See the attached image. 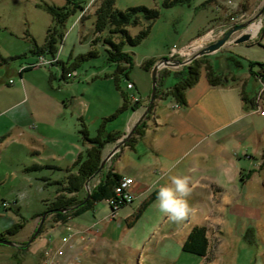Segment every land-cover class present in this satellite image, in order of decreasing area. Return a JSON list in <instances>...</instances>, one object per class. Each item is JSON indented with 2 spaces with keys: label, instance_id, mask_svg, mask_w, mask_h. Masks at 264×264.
I'll use <instances>...</instances> for the list:
<instances>
[{
  "label": "crops",
  "instance_id": "0c3cea01",
  "mask_svg": "<svg viewBox=\"0 0 264 264\" xmlns=\"http://www.w3.org/2000/svg\"><path fill=\"white\" fill-rule=\"evenodd\" d=\"M228 1L231 2V0H204L200 3L193 2L191 5H176L182 6L179 12L183 16L184 9L187 8L189 12L187 28L177 41L178 48L195 42L209 29L231 26L234 21L231 22L227 18L223 20L221 16V13L222 15L224 13L221 6L224 4L227 6ZM232 1L230 5H234V8L242 4V0ZM226 9H229V6ZM263 17L264 14L261 15V23H263ZM237 22L240 20L238 19ZM79 23L78 20L69 27L66 30L67 35L59 41L60 61L64 58H76L89 50V43L94 35L93 24L91 29H87L85 24ZM220 50L209 56L212 67L214 66L211 58L227 59L228 57L221 54L224 52L223 49ZM29 54H32L31 50ZM32 55V58L25 57L19 63L5 65L6 75L0 76V138L4 134L1 132L4 121L7 123H11V120L15 121L17 123L15 130H19L18 147L24 153L27 151L26 148L34 151L36 146L31 140L26 144L25 138L23 139L25 134L20 132V129L30 124L28 122L30 118L23 116L25 112L22 108L19 110L18 108L27 106L31 96H35V93L40 91L52 94L49 95L51 100L47 102V107L49 106L51 110L50 114L60 115L67 108L65 100L53 99V94L57 92L47 81L48 73L52 74L55 66L51 67L49 72L38 69H35L38 71H28L23 74L20 82L19 70L25 64L35 61L37 56ZM251 73L252 76L233 74L225 84L217 86H211L206 74L202 73L198 82L186 91V103L178 109L173 108L176 102L172 98L168 106H163L161 103L166 98L155 100L153 112L146 120L143 135L137 137L132 146H125L119 150L111 160L113 168L106 169V172L114 173L121 178L135 180L138 186L136 185L137 187L131 191L135 195L132 204L123 207L110 221H105L106 216L110 214L108 204L106 201L98 202L92 206L91 210L76 218H70L62 224L63 227L68 226L69 223L81 224L83 219H88L96 223L102 221L105 226L102 229L101 241L94 244L90 251L83 252L81 256L83 262L78 264H186V261H180V256L184 257L185 254L195 258L194 263L191 261L189 264H221L217 256L219 246L224 248L227 255L235 256L234 244L227 243V235L252 243L257 231L264 226V165L261 163L264 161V130H259L255 124L257 118L264 120V116H261L255 108L253 100L256 92L253 91L252 96L246 93V83L252 77L259 83L256 73ZM10 75L18 77V80L12 83V88H17V91L8 90V87L1 85ZM33 75L37 78L36 82L30 80ZM126 81L133 83L135 89L128 96H138L143 107L151 91L150 76L144 77L139 87L128 78ZM23 92L27 97L25 101ZM112 103L119 108L122 105V99L119 102L113 100ZM88 108L89 105H85V108H75V110L80 111L79 114H85ZM141 110L139 108L131 112L128 108L124 111V114L128 116L123 133ZM64 113L67 114V112ZM70 116L73 120L77 117L73 112ZM77 120L76 118V124ZM45 121L48 122L47 118ZM136 121L137 119L133 124ZM59 129L61 128L58 126ZM73 131L74 129L69 130L67 134L76 137L77 144H80L78 131ZM7 132L4 136L8 140H5L13 145V139L9 141L10 136L8 137ZM61 132L64 131L61 129ZM112 132L116 131L112 130ZM112 146L113 144L106 145L102 156H105ZM83 147L87 148L88 145ZM245 154L253 156L254 159H247L250 164H242L239 155H243L244 158ZM34 158L36 160L37 157L34 155L32 157L31 154V159ZM74 158L73 155L69 162L72 163ZM56 162L38 164L33 161L32 165L43 166L36 167L38 171L48 169L53 173H59L60 177L64 178L69 174V170L75 171L71 169L72 165L69 162ZM26 163L29 161L27 160ZM171 176L189 177V186L192 189L191 194L186 198L191 211L180 222H173L166 213L159 210L157 198L150 200L159 187L170 183ZM216 196L219 198L217 203L219 205L213 206ZM146 202L149 203L141 216L129 225L132 216ZM101 205L103 207H100ZM146 214H150V217L155 220V223L150 225L148 239H144L143 243L136 246L129 245L133 242V237L129 239L126 233L134 229ZM194 227L206 229L208 248L205 256L188 253L183 249L185 240ZM234 230H240V232L235 234ZM242 234L245 236H241ZM63 235L59 230L43 233L40 242L34 247L44 249L48 246H58ZM25 242V240H19L15 242V245L21 248ZM67 251L72 256L79 253L78 248L75 247ZM107 251L120 254V258L117 256L103 258ZM38 253L40 261L37 264H41L44 256L41 250ZM253 257L254 255L250 258V262L256 263L257 259L252 260ZM59 262L64 263L62 259H59ZM233 262L230 260L228 264Z\"/></svg>",
  "mask_w": 264,
  "mask_h": 264
},
{
  "label": "rangeland",
  "instance_id": "374dc122",
  "mask_svg": "<svg viewBox=\"0 0 264 264\" xmlns=\"http://www.w3.org/2000/svg\"><path fill=\"white\" fill-rule=\"evenodd\" d=\"M68 1L81 4L80 6L82 8L81 10L77 9L76 13L70 15L67 19L65 27H62V30L64 31L61 35L60 41H62L67 35L66 30L77 23L78 20L80 25L85 24L87 29H91L94 22L95 10L100 7L103 0H0V76L4 77L6 75V66L1 63L3 60L6 61V59L11 57L12 59L10 63H14L19 61L18 57L22 55L32 58L33 55L29 54V50H32L31 39H34L37 46L42 47L47 29L53 27L54 23L52 16L48 12L38 8L37 5L46 4L50 6H58L60 4L61 6H64ZM196 1L200 3L204 0H195L194 2L196 3ZM163 2L164 0H114V7L119 11H126L131 8L143 6L149 10H157L159 12V17L150 23V32L143 40H141V42L136 46H129L128 44L123 46V51L128 53L132 58V68L126 72V75L128 76L127 78L132 82H135L138 87L144 77L146 78L148 75L150 76V72L148 73L140 68L143 63L149 60L156 62L162 58H169L170 60L178 61L185 60L188 57H191L195 52L216 42L223 35V30L230 27L226 25L222 28L209 29L206 31V34L201 36L195 42L188 44L186 47L178 48L179 45L177 41L181 38L183 31L187 28L189 12L187 8L184 9L183 16V14L179 12V9H181L180 7L182 6H175L166 9L163 7ZM231 2L233 1L231 0ZM231 2L228 1L227 6L226 4L221 6L224 11L223 15L221 13V16L223 20L226 18L229 21L234 19L232 25L249 21L264 6V0H250V7L247 12H244L241 10L239 4L237 8H234V5H230ZM228 6L229 9H226ZM241 14L244 15L240 19V22L235 21V19L240 18ZM260 18L261 16L252 21V23L242 31L235 33L223 46L224 48H221L224 51L221 52L222 55H232L237 61H239L240 66L233 65L231 61H227L225 58H211L214 69L221 68L223 72L227 73L228 78H231L232 75L236 73L239 75L243 74L252 76L251 72H253L254 74L256 73L257 76L259 75L261 70L257 64L264 63V30L261 32L262 29H264V17L263 23L260 22ZM140 20L141 22L138 25L129 27L128 31L131 36L138 35L144 27L148 25L143 17H140ZM257 25H259V29L253 33V30ZM242 33H249V40L241 44H234L233 39ZM97 37L98 35L96 36L94 34L93 39L89 43V50L76 58H64L60 61V47L56 50V53L51 55L52 58L50 60H46L42 57L37 58L38 62L36 64L38 70L49 72L51 67L55 66L52 70L53 75L51 73H48L49 75L47 74V81L55 89V92H57L53 94V99L55 101L56 99L65 100L67 108L64 109L60 115L54 113L50 114L49 112L51 110H49V106L47 107V102H49L48 100H51L49 95L52 94L43 91L42 93L41 91L35 93V96L32 95L27 106L25 105L18 108V110L22 108L25 112L23 116H28L30 118L28 120L30 124L22 127L20 132L25 134L23 139L25 138L24 141L26 144L29 143L30 140L34 143L33 145L36 146L34 151L31 149L30 151L26 148L27 151L24 153V151L18 147L19 141H17V139L19 138H17V134H19V130H15V127L17 126L15 121L11 120V123L4 121V125L1 126V132L4 133L1 135L3 137L0 138V231H4L0 233L1 240L13 244L19 240H25L27 243L39 224L40 217H35V215L51 211L47 210V207L57 195L59 196L62 194L64 199L67 200L73 198H85L86 191L84 186V192L76 191L68 193L65 190L67 187L66 178L70 173L76 175L75 171L71 172V170L67 169L69 170V174L64 178L60 177L59 173H53L48 169L38 171L36 169L42 168L43 166L32 165V162L36 161L38 164L46 162L57 163L56 161L69 162L70 158L74 155V160L72 163H69L72 165L71 169L75 170L77 168L75 163L77 162L78 156L80 154L84 155L87 150L86 147H83L87 146V144L82 140V136L79 133L82 128V122L85 125L89 138L95 137L102 118L110 117L118 110L116 105H114L115 107L113 106V100L119 102L121 99V93H124L127 96L129 93H132L133 90L127 88L126 77L120 71L117 72L114 63L107 60L108 47L102 43V40L107 39L108 36L106 33H102L99 39ZM95 38L98 39L96 42ZM112 39L115 42L120 41L118 36H114ZM258 42H260V44H258ZM90 51H93L94 54L92 53L93 55H89ZM213 54L214 53L198 57L197 59H206L209 63V56ZM48 61H52L51 65L47 64ZM250 63L255 64L252 71H250L249 68ZM189 64L177 68L161 67L157 73V86L159 84L160 92L171 87L176 82L174 73L185 69ZM40 66L43 68H39ZM126 66H128L126 62L119 65L121 69H126ZM63 67L66 70L64 72L62 71ZM71 67H73V70ZM21 69H23V67ZM21 69L19 71H21ZM204 73L205 71H203V74ZM106 75L110 76V78H105ZM114 75L116 76V83L112 79V76ZM259 76L258 79L260 78ZM34 77L35 75H33V78H30L32 82L37 81V78ZM17 78V76L10 75L9 78H6V81L1 83V85L8 87V90L12 89V91H17V88H12V83L17 81ZM9 79H11V81ZM262 85L264 84L262 83ZM262 85L257 83L253 77L246 83V93L248 96H252V93L258 91L253 100L254 105L255 102H258L259 100H262L264 103V88ZM33 86L37 85L33 84ZM18 87L20 88V86ZM149 96L146 97L145 105L143 107L140 106L142 109L141 112L134 116L135 119L132 120L128 129L124 133V125L126 124L128 116V114H124L125 112L119 114L109 123L107 122V131L111 132L112 130H115L117 133L121 134L120 138L116 140L112 148L131 130L135 124H133V122L138 119L139 114H141L147 106ZM128 97L132 100L134 96ZM23 99L24 101L27 100L24 92ZM155 100H157L156 96ZM137 101H139V99ZM170 101L171 98H166L165 100H162L161 103L163 106H168ZM263 103L261 106L264 110ZM85 105H89L85 114H79L80 111L75 110V108H85ZM178 107L179 105L173 106L174 109H178ZM150 111L153 112L152 108ZM64 112H67V114ZM72 112L77 115V124L75 123L76 118L73 120L70 116ZM46 118L48 122L45 121ZM255 124L259 130H264L263 119L257 118ZM58 126L64 132H61V129L58 130ZM73 129L74 131L77 130L80 135V144H77L76 137L67 134L69 130ZM6 132L9 134L8 137L10 136L9 141L11 142L13 139V145L7 142L8 139L4 136ZM7 143L9 144L6 146ZM123 147L125 146H122L119 150ZM31 154L32 157L33 155L37 157L36 160L35 158L31 159ZM246 156L247 154H245L243 158V155H239L242 164H250L245 158ZM103 157L105 156H102V159ZM112 158L109 159L104 166V172H106V169L113 168V162L111 161ZM248 158H250L249 160L254 159L252 155H248ZM27 160L29 163H26ZM261 163L264 165V161ZM130 179L133 180L131 187L132 191L138 185L133 178ZM99 180L100 176L94 177L90 180L88 183L90 193H92ZM63 187H65V192H63ZM131 194L133 201L135 196L134 192H131ZM215 194H217V191H215ZM132 201L120 204L117 210L111 209L108 205L110 214L106 216L105 221H110L111 218L114 216L116 217L120 210H122L123 207L132 204ZM218 202L219 198L217 196L216 198L214 197L213 206H218ZM100 207H103V205ZM73 209L65 210V212H53L48 214V217L45 218L38 235L28 246L14 248V246L0 243V264H37V262L40 261V255L38 252L41 250L42 253H44L45 250H47V247L44 249H35L34 246L36 243L40 242L43 233L51 232L53 230H59L64 235L61 236V243L58 246H54L48 250L49 259L54 261L62 259L64 262L63 264H78L79 262H83V258L81 257L83 256V252L90 251L94 244L101 241L102 229L105 226L102 221L96 223L92 220L89 221L88 219H83V223L81 224L69 223L68 226L63 227V223L55 220V213L65 214ZM121 223L122 222H120V224ZM154 223L155 220L150 217V214L144 215L138 225L126 233V236L129 239H131V236L133 237V242L129 245L136 246L137 244L143 243L144 239H148L149 236L147 234L150 225ZM14 224L20 225L16 229L17 232L13 235L5 233ZM239 232L240 230H234L235 234H238ZM245 234H242L241 236H245ZM2 237H4V239ZM226 239L227 243L234 244L235 256L231 257L230 255H227V253L224 252V248L219 246L217 249V256L219 257L221 264H228L230 260L231 262L236 260L233 264H264V226L257 231L255 238L253 237L252 243H248L249 241L245 239L240 241L238 240V237L235 238L229 235L226 236ZM123 243L124 241L122 244ZM72 247H75L76 249L78 248L80 254L78 253L73 256L69 255L67 250ZM115 252H117V250ZM114 253L107 251L103 258L107 259L108 256L109 258L115 256L120 258V254ZM253 255L254 257L252 260L256 258V263L250 262V258ZM193 259L195 258L190 254H185L184 257L180 256V261H186V264L191 263V261L194 263ZM41 264H45V261L42 259Z\"/></svg>",
  "mask_w": 264,
  "mask_h": 264
},
{
  "label": "trees",
  "instance_id": "16d2710c",
  "mask_svg": "<svg viewBox=\"0 0 264 264\" xmlns=\"http://www.w3.org/2000/svg\"><path fill=\"white\" fill-rule=\"evenodd\" d=\"M195 0H164L163 7L164 8H171L176 5H191ZM240 4L241 10L244 12H247V10L250 7V0H242ZM81 4L75 3V2H67L64 6H50L46 4L37 5L38 8L44 10L45 12H48L52 16L53 20V27L48 28L46 31V36L44 40V44L42 47H39L36 45V42L34 39H31V46L32 54H36V59L34 62L25 64L23 66V69L19 71V78L21 82V78L23 77V74L37 69V58L43 57L46 60H50L52 58L51 55L56 53V50L59 48L58 43L61 40V35L63 34L62 27H65V23L67 19L70 17V15H73L76 13L77 9L81 10ZM264 12V11H263ZM243 13V12H242ZM141 15V16H140ZM244 15V14H243ZM242 14L240 15L241 18ZM140 17H143L148 25L144 27V29L136 36H131L129 34V27L138 25L141 20ZM159 17V12L157 10H149L143 6L131 8L126 11H119L114 7V0H103L100 7H98L95 10L94 14V22H93V34L96 36L98 35V39L100 38L99 35L102 33H106L108 36L107 39H103L102 43L108 47L107 50V60L111 63H114L116 65L117 72L120 71L126 78V72L132 68V58L131 56L123 51V46L125 44H128L129 46H136L141 40H143L148 33L150 32L151 25L150 23L155 21ZM237 17V16H236ZM239 19V18H238ZM238 19H235L237 21ZM234 20V19H233ZM232 22V20H231ZM264 29H262L261 32H263ZM118 36L119 40L118 42H115L112 37ZM110 38V39H108ZM95 38V42L98 40ZM260 44V42H258ZM93 51L89 52V55L92 54ZM17 58V57H15ZM25 58V56L18 57L19 61L14 63H19ZM11 57L6 59V61H2L1 63L5 66L9 65L11 62ZM227 61H231L233 65L240 66L239 61H237L232 55H229L226 59ZM126 64V69H121L119 65L122 63ZM155 61L149 60L142 64V69L146 72H150L152 66L154 65ZM51 65V64H50ZM250 71H252L254 67V63H250ZM65 66V65H64ZM259 66L261 72H259V79L256 74V78L259 81V84H264V63L257 64ZM43 68V67H39ZM73 70V67H71ZM125 70V71H124ZM62 71H66L64 67L62 68ZM205 71V74L207 76L208 82L211 86H217L225 84L228 80L227 73L223 72L222 69H214L210 63L206 61V59H196L192 61L185 69L175 72L174 76L176 79V82L166 90L160 92L159 90V84L157 86V92H156V99L158 98H172L176 105H184L186 103L185 99V93L186 91L191 88L193 85H195L198 82V79L200 75ZM76 73V72H75ZM128 74V73H127ZM51 78V76H50ZM105 78H110V76L106 75ZM161 79V77L159 76ZM112 79L116 83V76H112ZM11 81V79H9ZM128 85H132L131 88H129ZM264 87V85H262ZM127 88L131 90L134 89L133 83L128 82ZM258 92V91H257ZM256 92V94H257ZM136 97L139 99L138 96L132 95L131 97ZM121 99H122V105L118 108L116 113L110 117L102 118L101 124L97 130L96 136L93 138H89L87 134V130L85 128V125L81 124V130L79 131L80 135L82 136V140L86 142L88 145L87 150L85 151V154H80L77 158L76 165V175L69 174L66 178V184L67 187H63V192L65 190L68 193L71 192H84L83 186L84 182L92 176L97 168L100 165V162L102 160V154L103 150L106 145L108 144H114L116 140H118L121 136L120 133L117 132H110L107 131V124L114 120L119 114L126 111L128 108L131 112L137 111L140 106L141 102L139 101L134 102L133 99L130 100V97L125 95L124 93H121ZM258 99V98H257ZM154 108V105L152 106V110ZM152 112L150 111L149 115ZM149 115L141 122V124L137 127V129L134 131L133 136L128 140V142L124 146H132V143L137 137H141L143 135V131L145 128L146 120L149 118ZM108 122V123H107ZM32 169V168H31ZM105 168L102 169V171L97 175L100 176V180L95 186L94 190L91 193L90 198L88 201L82 205H79L82 203V201L85 198H73L70 200L64 199L63 195H57L55 199L50 203V205L47 207V210H54V209H70L74 206L79 205L76 209H73L72 211L68 213H55L54 218L57 222L65 223L70 218H76L86 211L91 210L92 206L98 202L106 201L108 203V200L114 199L115 195V188L120 185L121 183V177L119 175H116L111 172H104ZM96 176V177H97ZM65 189V190H64ZM62 192V188H61ZM158 192V191H157ZM157 192H155L150 200H154L157 198ZM86 197V195H85ZM150 202V201H149ZM146 202L140 206L138 211L132 216L131 222L129 225L133 224L138 218L141 216L143 210L145 209V206L149 203ZM42 214H37L36 217H41ZM48 217V216H47ZM20 225H13L10 229H8L5 233L9 235L15 234L17 231L16 229ZM4 239V237H2ZM26 242L24 243L25 246ZM52 247L48 246L43 253L44 261L46 260L45 253L50 250ZM208 248V240L206 237V229L204 227H194L189 235L187 236V239L185 240V243L183 245L184 251L192 254H196L199 256H205L207 253Z\"/></svg>",
  "mask_w": 264,
  "mask_h": 264
},
{
  "label": "water",
  "instance_id": "95a60500",
  "mask_svg": "<svg viewBox=\"0 0 264 264\" xmlns=\"http://www.w3.org/2000/svg\"><path fill=\"white\" fill-rule=\"evenodd\" d=\"M264 11V6L260 9V11L249 21L245 22V23H241V24H236V25H231L230 27H228L227 29L223 30V35L213 44L206 46L204 49H201L197 52H195L191 57H188L185 60L182 61H178V60H170L169 58H162L161 60H158L154 63V65L151 68L150 71V79H151V92H150V96H149V102L147 104V106L145 107V109L143 110V112L141 113V115L139 116V118L137 119V121L135 122V124L133 125V127L131 128V130L122 138L120 139L115 146L105 155V157H103V159L100 162L99 167L97 168V170L95 171V173L90 176L84 185V189L86 191V197L85 199L82 201L81 204L82 205L84 203H86L88 201V199L91 196V193L88 189V183L90 182L91 179H93L94 177H96L104 168V166L106 165V163L109 161V159H111L113 157V155L122 147L125 145V143L128 141V139L132 136V134L134 133L135 129L141 124V122L145 119V117L149 114L153 104H154V100H155V96H156V92H157V73L160 70L161 67H168V68H177V67H183L186 66L187 64L191 63L192 61H194L195 59H197L198 57H202V56H206L212 53H215L216 51L220 50L228 41L229 39L237 32L242 31L244 28H246L250 23H252V21L256 20L259 16H261L263 14ZM250 38L249 33H242L241 35H239L238 37H236L235 39H233V43L234 44H241L244 43L246 41H248ZM74 206L70 209H55V210H51V211H47L45 212L39 220V224L38 227L36 229V231L34 232V234L32 235V237L27 241V243L25 244V246H28L34 239L35 237L38 235L41 226L45 220V218L47 217L48 214L53 213V212H65V210H71L73 208L78 207ZM0 243L1 244H7L10 246H14L16 247L15 244L7 242L5 240H1L0 239Z\"/></svg>",
  "mask_w": 264,
  "mask_h": 264
},
{
  "label": "clouds",
  "instance_id": "9594fccd",
  "mask_svg": "<svg viewBox=\"0 0 264 264\" xmlns=\"http://www.w3.org/2000/svg\"><path fill=\"white\" fill-rule=\"evenodd\" d=\"M170 183L159 187L157 200L159 210L166 213L173 222L183 221L190 213L186 199L191 194L190 181L187 176H171ZM226 202L227 198H226Z\"/></svg>",
  "mask_w": 264,
  "mask_h": 264
},
{
  "label": "built area",
  "instance_id": "2783aa9c",
  "mask_svg": "<svg viewBox=\"0 0 264 264\" xmlns=\"http://www.w3.org/2000/svg\"><path fill=\"white\" fill-rule=\"evenodd\" d=\"M241 18H239V20ZM232 21H234V20H232ZM51 63H52V61L47 62V64H51ZM128 86H129V88H131L132 85H128ZM137 100L138 99L136 97H133L134 102H136ZM262 103H263L262 100L255 102V105H256L255 108L260 115L264 116V110L262 109V106H261ZM245 158L248 160L250 159V158H248V155ZM132 181L133 180L130 178H122L121 179L120 185L115 188V195L116 196L114 197V199L108 200V205L111 207V209L117 210V208L120 204H122L124 202H128V201H132V198H133L132 194H131ZM48 255H49V251H47L45 253V256H46L45 264H60L59 260L58 261L51 260V259H49Z\"/></svg>",
  "mask_w": 264,
  "mask_h": 264
},
{
  "label": "bare ground",
  "instance_id": "6f19581e",
  "mask_svg": "<svg viewBox=\"0 0 264 264\" xmlns=\"http://www.w3.org/2000/svg\"><path fill=\"white\" fill-rule=\"evenodd\" d=\"M231 24V23H230ZM259 29V25H257L254 30H253V33H255L257 30ZM250 32V31H249Z\"/></svg>",
  "mask_w": 264,
  "mask_h": 264
},
{
  "label": "flooded vegetation",
  "instance_id": "af4514ba",
  "mask_svg": "<svg viewBox=\"0 0 264 264\" xmlns=\"http://www.w3.org/2000/svg\"><path fill=\"white\" fill-rule=\"evenodd\" d=\"M263 15V14H262Z\"/></svg>",
  "mask_w": 264,
  "mask_h": 264
}]
</instances>
